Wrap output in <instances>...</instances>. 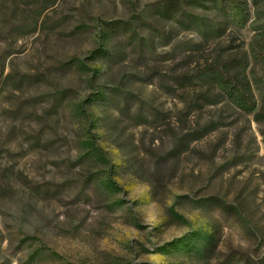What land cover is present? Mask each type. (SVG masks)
I'll list each match as a JSON object with an SVG mask.
<instances>
[{
  "label": "rangeland",
  "instance_id": "obj_1",
  "mask_svg": "<svg viewBox=\"0 0 264 264\" xmlns=\"http://www.w3.org/2000/svg\"><path fill=\"white\" fill-rule=\"evenodd\" d=\"M190 1L0 0V264L264 259V119L192 79L251 33Z\"/></svg>",
  "mask_w": 264,
  "mask_h": 264
},
{
  "label": "trees",
  "instance_id": "obj_2",
  "mask_svg": "<svg viewBox=\"0 0 264 264\" xmlns=\"http://www.w3.org/2000/svg\"><path fill=\"white\" fill-rule=\"evenodd\" d=\"M190 2L196 8L214 10L217 15L226 18L228 23L237 30L246 28L251 33L247 49L243 52L231 50L227 58L220 53L215 55L209 62L199 67L192 79L205 84L207 89L213 88L212 103L221 102L242 114H252L256 122H262L264 119V77L257 75L256 67H264V0H191ZM173 7V10L159 8L158 14L174 18L182 24L185 21L184 13L179 12L181 4L175 2ZM187 18L191 20L186 21L185 25L188 27L198 22V18H193V16H187ZM190 22L191 25L188 24ZM215 30L216 36L222 34L221 29L216 28ZM189 133L194 140L200 139L203 135L198 131ZM86 147L91 151L88 156L100 157L101 151L96 147H91V145ZM80 161L81 159H78L73 165L81 163ZM97 178L90 179L96 180ZM39 187H37V193H43ZM261 262L264 263V259L256 263Z\"/></svg>",
  "mask_w": 264,
  "mask_h": 264
}]
</instances>
